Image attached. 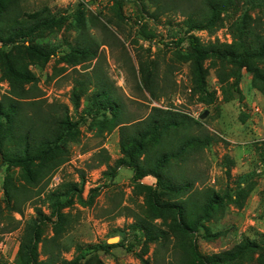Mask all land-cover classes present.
<instances>
[{
  "label": "trees",
  "instance_id": "1",
  "mask_svg": "<svg viewBox=\"0 0 264 264\" xmlns=\"http://www.w3.org/2000/svg\"><path fill=\"white\" fill-rule=\"evenodd\" d=\"M147 1L154 7L150 12L153 20L171 12H180L179 15L183 16L175 25L188 33L190 81L192 90L202 97L201 101L211 104L214 100V94L209 92L206 83L207 68L203 66L207 58L211 59L210 64L220 65L216 68V75L224 93L229 92L227 86L230 85L221 66L226 61L233 66L231 75L234 81L231 87L237 90L241 71L245 69L252 74L258 89L264 90V66L259 65V62H264V0H197V6L196 0ZM232 7H242V12L228 26L230 41L215 38L203 42L193 32L221 28L224 25L222 13ZM5 8H8L6 13ZM67 18L61 13H52L47 6L28 12L21 10L15 1L0 0V20L9 25L5 36H0V44L18 40L27 42L42 30L61 26ZM106 20L113 22L109 18ZM101 25L108 31L104 22ZM109 33L113 34L110 30ZM138 35L144 40H152L156 33L142 24ZM80 36L75 39L74 46L69 42L65 45L66 51L95 57L93 42L86 34ZM25 48L32 57L43 61L56 52L55 47L42 44L30 43ZM23 61V58L11 57L3 52L0 55L1 75L8 85L0 97V170L2 167L6 172L19 168L26 181L15 183L8 175L3 182L6 206L15 212H22L24 202L42 193L54 199L57 207L62 206V198L78 194L85 182V172L80 171L79 182L64 181L45 192L52 174L69 160V149L64 141L75 135L77 123L71 118L67 104L41 98L34 73ZM98 65L99 62L96 63L99 69ZM160 67L157 62L138 57V87L155 100L167 97L172 91H167L165 84L159 80ZM172 67V63H165V72L168 73ZM105 82L95 71L84 72L83 78H75L70 100L74 106H78L80 98L86 95L87 103L82 109L84 116L101 117L107 131L118 127L122 154L118 164L133 171L132 180L143 194L140 211L131 214L134 221L129 224V230L147 241L156 242L154 255L160 256L162 250L168 252L166 259L161 257L162 262L151 263L148 258L139 256L141 262L264 264L262 254L254 257L255 252L264 247V234L258 240L244 237L232 247L212 253H202L195 246L194 237L201 229L209 240L224 234L223 230L213 232L205 222L217 218L219 211L225 207V200H234L242 193L240 185L234 191L235 197L230 192L221 193L211 185L199 187L196 186L199 176L195 173L188 176V162L222 140L221 137L208 130L202 120L171 103L169 106H151L146 116L131 119L114 88ZM93 159L94 163L89 168L109 165L110 154L100 148L93 152ZM105 174L111 178L116 176L114 170ZM146 176L154 177L155 182L141 184L140 181ZM203 182L199 181L200 184ZM35 213L23 224L17 251L9 264H77V257L70 260L64 257V252H68L72 246L65 239L72 224L71 214L57 209L55 232L42 236L40 224L49 222L50 218L38 206H35ZM116 245L119 244L98 242L90 249L105 252ZM39 254L44 258L39 259ZM0 264L8 263L0 260Z\"/></svg>",
  "mask_w": 264,
  "mask_h": 264
},
{
  "label": "rangeland",
  "instance_id": "2",
  "mask_svg": "<svg viewBox=\"0 0 264 264\" xmlns=\"http://www.w3.org/2000/svg\"><path fill=\"white\" fill-rule=\"evenodd\" d=\"M11 1L17 2L21 10L28 12L47 6L52 13L68 17L61 26L42 30L27 42L18 40L0 44V55L3 52L11 57L23 58V62L28 63L34 73L41 98L67 104L71 118L77 123L75 135L64 141L69 149V160L52 174L45 192L64 181L79 182L80 171L85 172V182L78 194L62 198V206L57 207L54 199L42 193L24 202L22 212H15L6 206L3 182L8 175L15 183L26 181L19 168H11L6 172L2 167L0 260L12 263L10 261L17 251L23 224L36 215L35 206L40 207L50 218L49 222L40 224L42 236H50L55 232L57 209L71 214L72 224L65 239L72 246L68 252H64V257L68 260L77 257V264H143L139 256L153 263L158 260L162 262L161 257L166 259L168 255L167 250H162L160 256L154 255L156 242L147 241L129 230V224L134 221L131 214L140 211L143 194L132 180L133 171L118 164L122 157L118 127L107 131L101 117L84 116L82 109L87 103L86 95L80 98L78 106H74L70 100L75 78H83L84 72L90 71H95L114 88L131 119L146 116L151 106H169L171 103L202 120L208 130L221 137L222 140L188 162V176L191 177L193 173L199 176L196 182L199 187L211 185L221 193L230 192L235 197L234 191L240 185L242 193L234 200H225V207L219 211L217 218L205 222L213 232L223 230L224 234L209 240L201 229L194 237L197 250L202 253L217 252L232 247L244 237L258 240L264 234V90L258 89L251 73L242 69L241 81L236 90L231 87L234 81L231 75L233 66L224 62L221 66L230 84L227 86L229 92L224 93L216 75V68L220 65L214 66L210 64V58L205 59L203 66L207 68V87L214 94L213 102L208 104L205 100L201 101L202 97L192 90L190 61L187 58L188 33L175 25L183 18L180 12L164 14L153 20L150 12L154 7L147 0ZM195 5H198L197 0ZM7 10L5 8L4 13ZM241 12L242 7L229 8L221 15L224 21L221 28L193 32L203 42L215 38L230 41L228 26ZM107 18L113 22L108 23ZM99 19L106 24L108 31L102 27ZM142 24L156 33L154 39L144 40L138 35ZM8 26V23L0 20L1 37L5 36ZM80 34H86L93 42L91 45L96 52L95 57L66 51L65 45L69 42L74 46L75 39L81 38ZM30 43L53 46L56 52L43 61L29 54L25 45ZM138 57L160 64L159 80L165 84L167 91L172 89L167 97L151 99L148 92L139 89ZM97 62L99 69L96 67ZM165 63L173 65L168 73L164 69ZM259 65L264 66V62H259ZM7 89L6 79H3L0 71V97ZM204 112L206 115L200 118ZM100 148L110 154L109 165L89 168L94 163L93 152ZM111 170L116 172L113 178L105 174ZM201 180L204 181L202 184L199 183ZM154 182L152 176L140 181L145 185ZM114 236L118 238L111 244L119 245L105 252L90 249L93 244L107 242L108 238ZM168 246H171L170 242ZM260 254L264 256V247L255 252L254 257ZM42 258L44 256L39 254V259Z\"/></svg>",
  "mask_w": 264,
  "mask_h": 264
},
{
  "label": "water",
  "instance_id": "3",
  "mask_svg": "<svg viewBox=\"0 0 264 264\" xmlns=\"http://www.w3.org/2000/svg\"><path fill=\"white\" fill-rule=\"evenodd\" d=\"M206 115V112H204V113H202L201 115H200V118H203L204 116ZM117 236H114V237H110V238H108L107 239V243H109V244H111L112 242H110V239H114V238H116ZM118 238V237H117ZM114 242V241H113Z\"/></svg>",
  "mask_w": 264,
  "mask_h": 264
},
{
  "label": "bare ground",
  "instance_id": "4",
  "mask_svg": "<svg viewBox=\"0 0 264 264\" xmlns=\"http://www.w3.org/2000/svg\"><path fill=\"white\" fill-rule=\"evenodd\" d=\"M117 240V237L116 238H114V239H110V242H115Z\"/></svg>",
  "mask_w": 264,
  "mask_h": 264
},
{
  "label": "built area",
  "instance_id": "5",
  "mask_svg": "<svg viewBox=\"0 0 264 264\" xmlns=\"http://www.w3.org/2000/svg\"><path fill=\"white\" fill-rule=\"evenodd\" d=\"M14 258V257H13ZM10 261V260H9ZM12 261V260H11Z\"/></svg>",
  "mask_w": 264,
  "mask_h": 264
}]
</instances>
